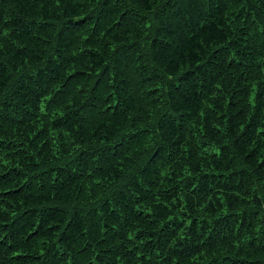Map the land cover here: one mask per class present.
<instances>
[{
    "label": "trees",
    "instance_id": "obj_1",
    "mask_svg": "<svg viewBox=\"0 0 264 264\" xmlns=\"http://www.w3.org/2000/svg\"><path fill=\"white\" fill-rule=\"evenodd\" d=\"M0 264H264V0H0Z\"/></svg>",
    "mask_w": 264,
    "mask_h": 264
}]
</instances>
